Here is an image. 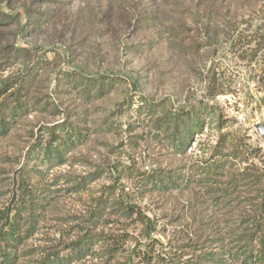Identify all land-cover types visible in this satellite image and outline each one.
<instances>
[{
    "label": "rangeland",
    "instance_id": "obj_1",
    "mask_svg": "<svg viewBox=\"0 0 264 264\" xmlns=\"http://www.w3.org/2000/svg\"><path fill=\"white\" fill-rule=\"evenodd\" d=\"M101 76L114 84L98 90ZM4 87L0 213L23 209L12 264H245L256 248L264 0H0ZM198 110L221 126L205 115L184 145L162 136ZM67 131L61 158L44 155Z\"/></svg>",
    "mask_w": 264,
    "mask_h": 264
},
{
    "label": "trees",
    "instance_id": "obj_2",
    "mask_svg": "<svg viewBox=\"0 0 264 264\" xmlns=\"http://www.w3.org/2000/svg\"><path fill=\"white\" fill-rule=\"evenodd\" d=\"M66 76V75H65ZM73 77L72 85L77 86L78 82L85 83L81 79V76H75L74 74L71 75L70 78ZM99 77L97 86L98 90L104 89L107 86H111L110 84H114V82H110V79L108 76L105 77ZM83 78V77H82ZM68 80H70L68 78ZM87 88L88 83H86ZM72 87V86H71ZM8 87H4L2 90H0V95L4 90H6ZM79 92H82L84 94H87V90L84 88H78ZM2 103L0 104V132L5 129L6 125V119L2 116L3 109ZM25 105L19 103L16 105L14 111H10L11 113L8 116H11V118L15 117L16 114H19L25 110ZM184 114V113H183ZM207 116L209 119L214 120V126L219 127L221 126L220 119L214 117V111L211 113L207 112H200L193 111V112H187L182 117L179 116V113L170 114L173 120H166L164 121L165 126L166 123L170 124V127H174L172 131L169 133L167 130L163 133V137L167 138L170 141H174L176 146L184 145L186 141L194 134L198 133L199 130L202 128V124L204 122V116ZM179 122L180 126L179 127ZM176 125H173L175 124ZM77 137V133L75 131H67V135L62 138H54L52 143H49V145H46L44 147V155L47 156V154L51 155L50 158H61V153L63 152V149L69 148L70 144L73 145V141ZM52 144V145H50ZM144 179L146 181L152 182L154 186H162L165 187V185H170L173 183L171 180L165 179L162 175L161 176H154V175H147ZM22 205H19V203H16L12 210L10 211H2L0 213V264H12L13 259L9 255L7 248H10L14 246V244H18L22 237L21 233V222H23L22 219V213L23 209L21 208ZM129 210L128 212H138L136 209H133L131 206L124 207V210ZM124 210L122 212H124ZM10 212L12 214L10 215ZM28 214V213H26ZM264 215V203H261L259 216ZM253 218L255 216L253 215ZM256 217V219H258ZM22 220V221H21ZM261 220L262 222L260 223ZM249 225H247L248 227ZM251 226H254V229L252 233H249V236H254L251 241H255V249L254 251H249L246 255L247 257L244 259L245 264H264V218L262 217L256 221L253 220V223ZM254 234V235H253ZM141 258H146L145 252L141 254Z\"/></svg>",
    "mask_w": 264,
    "mask_h": 264
},
{
    "label": "water",
    "instance_id": "obj_3",
    "mask_svg": "<svg viewBox=\"0 0 264 264\" xmlns=\"http://www.w3.org/2000/svg\"><path fill=\"white\" fill-rule=\"evenodd\" d=\"M262 131H264V127H262Z\"/></svg>",
    "mask_w": 264,
    "mask_h": 264
}]
</instances>
